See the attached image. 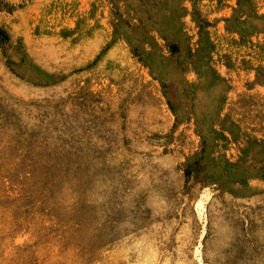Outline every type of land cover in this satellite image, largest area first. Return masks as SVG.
Returning a JSON list of instances; mask_svg holds the SVG:
<instances>
[{"label": "rangeland", "instance_id": "374dc122", "mask_svg": "<svg viewBox=\"0 0 264 264\" xmlns=\"http://www.w3.org/2000/svg\"><path fill=\"white\" fill-rule=\"evenodd\" d=\"M0 264H264V0H0Z\"/></svg>", "mask_w": 264, "mask_h": 264}, {"label": "trees", "instance_id": "16d2710c", "mask_svg": "<svg viewBox=\"0 0 264 264\" xmlns=\"http://www.w3.org/2000/svg\"><path fill=\"white\" fill-rule=\"evenodd\" d=\"M8 40L7 36L4 34L3 31L0 30V45L3 44V42H6Z\"/></svg>", "mask_w": 264, "mask_h": 264}]
</instances>
